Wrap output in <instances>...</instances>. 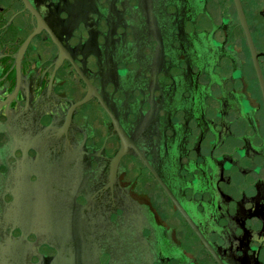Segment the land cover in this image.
I'll return each instance as SVG.
<instances>
[{"label":"flooded vegetation","instance_id":"1","mask_svg":"<svg viewBox=\"0 0 264 264\" xmlns=\"http://www.w3.org/2000/svg\"><path fill=\"white\" fill-rule=\"evenodd\" d=\"M0 27L185 264H264V0H0Z\"/></svg>","mask_w":264,"mask_h":264},{"label":"water","instance_id":"2","mask_svg":"<svg viewBox=\"0 0 264 264\" xmlns=\"http://www.w3.org/2000/svg\"><path fill=\"white\" fill-rule=\"evenodd\" d=\"M0 264H185L1 27Z\"/></svg>","mask_w":264,"mask_h":264}]
</instances>
